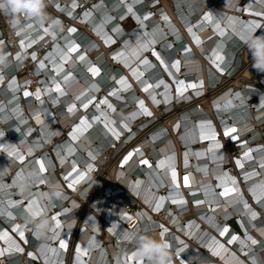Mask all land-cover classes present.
I'll return each mask as SVG.
<instances>
[{
  "label": "bare ground",
  "instance_id": "1",
  "mask_svg": "<svg viewBox=\"0 0 264 264\" xmlns=\"http://www.w3.org/2000/svg\"><path fill=\"white\" fill-rule=\"evenodd\" d=\"M238 1L36 0L27 17L1 11L0 264H144L142 237L166 242L170 264L260 261L264 230L248 231L241 203L264 190L253 113L264 92L251 98L249 64L231 99L232 88L214 99L206 90L248 58L240 45L257 3ZM176 99L187 110L166 117L180 151L154 108ZM226 134L243 157L221 150ZM236 213L234 234L223 220Z\"/></svg>",
  "mask_w": 264,
  "mask_h": 264
},
{
  "label": "built area",
  "instance_id": "2",
  "mask_svg": "<svg viewBox=\"0 0 264 264\" xmlns=\"http://www.w3.org/2000/svg\"><path fill=\"white\" fill-rule=\"evenodd\" d=\"M153 0H147L148 3H150ZM216 1V0H215ZM233 1V0H232ZM156 4H159V0H155ZM222 1L219 2V4ZM239 2H242V6L245 8H249V7H253L254 4L252 2H256L257 5L255 11L257 12L256 15H254L253 17L255 19L258 20V24L254 25V26H250L249 31H250V35L247 37V39L240 45L241 48L244 49V52L248 55V58L245 60L243 59V61H241L238 66L236 67L237 69L232 73L229 74L228 72L225 71H220L218 70V78L216 83H210V82H206L207 83V95L210 97H213L212 99H214L217 94L221 93L222 91L228 89V88H232V94L229 95L228 99H231L232 96H234L236 93H238L237 91L240 89V87L235 88L238 85H233V81L236 78H233L235 74H237L240 69L242 68V66H248L251 65V69H252V77H251V81H252V93H251V98L253 97H258V95L262 92H264V71H258L257 69H255L253 67V63H254V59H253V52L250 50L249 44V37L250 36H256V37H260V36H264V0H252V2L250 3V1H243V0H239L237 3L238 5ZM212 3V0H208V3L206 2V4H204V7L209 6ZM231 3V0H230ZM251 5V6H250ZM87 8V7H86ZM212 8V7H211ZM210 8V10L212 11V9ZM203 7L200 10L199 14H201L202 16L199 19H203L202 17L205 15V11L203 12ZM224 10V9H223ZM238 10V11H237ZM236 13L239 14V22H241L243 19V14L241 12V9H237ZM227 11V10H225ZM232 11V10H231ZM213 12V11H212ZM1 13V11H0ZM214 13V12H213ZM215 15V14H214ZM213 15V16H214ZM214 20H215V16H214ZM13 21V18L10 19V22ZM206 23H208V26L206 28H208L211 25V20L207 21ZM210 23V25H209ZM241 52L244 54V52L241 50ZM229 59L230 62H233L234 60V56H232L231 54H229ZM212 76H208L207 74V79L209 80V78H211ZM240 83L239 85H242L243 81H245L244 79H240ZM247 82V81H246ZM249 84L247 83L246 86H248ZM242 87V86H241ZM235 88V89H233ZM231 96V97H230ZM197 98V97H196ZM196 101V100H195ZM194 101V103H196ZM259 101H261L260 99L258 100V98H256L255 100H253L251 102V108H253L255 106V103H258ZM193 103V104H194ZM217 104V103H216ZM216 104H212L213 108L218 107V105ZM197 106H199L200 104H195ZM253 113H254V119H255V128L256 131L258 132L259 136L258 139H255L254 141H261L260 144H262L260 147L256 148L254 151L258 150L259 155H264V105H262L260 108H257L255 106V108H253ZM257 114H260L257 117ZM259 118H262L260 121H257ZM225 128H223L224 130ZM230 134H226L223 135L224 137V143H225V155L228 156L229 154L232 155L233 159L234 158H241L243 157V149L244 147L240 146V140H233L231 137H229ZM253 141V142H254ZM228 154V155H227ZM247 166H243V168H245ZM248 174V173H246ZM246 174H242V172L240 173V177L246 175ZM255 177H258L255 176ZM255 188H258L257 186ZM253 190V189H252ZM255 190V189H254ZM257 191V189L255 190ZM254 191V192H255ZM258 199L257 200H253L254 204H251L249 200L246 199V201H243L241 203V205L243 206L242 208H246L247 205L250 207L249 209H247V212L250 213L251 215V224L252 226L250 227V229L248 231H254L256 230L257 227H260L262 230H264V190L259 192L258 195ZM242 210V209H241ZM255 213V217L253 216V214ZM231 216V215H230ZM237 213L235 214V217H228L227 219L224 218L223 220V224H226L228 226V222L231 223V225L233 226V228L231 227L230 229L234 230V234L238 233L237 229H239V227L235 224L234 220L239 223V219L237 217ZM235 225V227H234ZM241 231V230H240ZM244 233V232H243ZM259 243V246H261V249L259 250H264V239L261 238L262 235L260 234H256ZM258 243H255L254 245H256ZM170 254V253H169ZM262 257H264V251L261 252ZM241 256H244L245 254L240 253ZM258 257L260 258V261L258 263L253 262V261H249L248 264H264V258H262L261 256L258 255ZM170 258H173V256H171ZM144 264H149L148 262H144Z\"/></svg>",
  "mask_w": 264,
  "mask_h": 264
},
{
  "label": "clouds",
  "instance_id": "3",
  "mask_svg": "<svg viewBox=\"0 0 264 264\" xmlns=\"http://www.w3.org/2000/svg\"><path fill=\"white\" fill-rule=\"evenodd\" d=\"M36 7V0H0V11L13 16L22 15L27 17ZM18 9V11H13ZM249 47L253 52V67L258 71H264V36L249 37ZM169 246L164 241H157L151 237H142L138 241L136 255L146 258L149 264H170Z\"/></svg>",
  "mask_w": 264,
  "mask_h": 264
},
{
  "label": "rangeland",
  "instance_id": "4",
  "mask_svg": "<svg viewBox=\"0 0 264 264\" xmlns=\"http://www.w3.org/2000/svg\"><path fill=\"white\" fill-rule=\"evenodd\" d=\"M0 24H1V26H4V29H5V25H4V23H3V21L0 19ZM4 34L5 35H7V32H6V30H5V32H4ZM191 40V39H190ZM101 43V42H100ZM101 45V47H105V46H103V44L101 43L100 44ZM107 48L108 47H105V48H103V53H106L107 52ZM38 49H40V47L38 46V48H37V50ZM44 54H46V53H44ZM43 54V55H44ZM175 101H177V102H175V105H174V107L172 108V109H169L168 111L165 109V107H154L155 109H156V112H158V115H159V113H160V115L158 116L159 117V119L162 117V116H165L166 117V115H167V113H170V112H172V111H177L179 114H178V117H180L181 116V114L184 112V111H186L187 110V108L186 109H184V110H181V111H179L180 109H182L181 107H183L185 104H186V102H185V100H179V99H176ZM180 101V102H179ZM207 104H209V102L207 101L204 105L206 106V107H208L209 105H207ZM176 114V113H175ZM163 118L162 120L165 122V124L168 126V127H171V129L172 128H174L173 126H174V124H170V118H168V117H166V118ZM157 122H158V119H157ZM151 132V130L150 131H145V133H143V136L144 137H147L146 135H148L149 133ZM182 132H179L178 133V129L177 130H174V129H172V135H173V141H174V143L176 142V144H177V146H178V150L180 151L181 149H183V146L180 144L181 142L179 141V136H180V134H181ZM222 137V136H221ZM219 142H220V146H221V150L222 151H224V148L226 147L225 146V143H224V139L223 138H221V139H219ZM55 169H56V167H55ZM54 169V170H55ZM58 169H60V166H57V171H58V174L60 173L61 174V172L58 170ZM27 171V170H26ZM181 171V174L183 175V174H185V171H183L182 169L180 170ZM59 176H61V175H59ZM183 184V182L181 183V185ZM88 203V202H87ZM87 203H85L86 205H85V207L87 206L88 207V205H87ZM26 204V203H25ZM89 206L91 207V208H93V204L91 203V204H89ZM138 206V203H134L131 207H137ZM86 207V208H87ZM187 216L188 215H190V214H186ZM81 217V216H80ZM36 225V224H35ZM108 243V242H107Z\"/></svg>",
  "mask_w": 264,
  "mask_h": 264
},
{
  "label": "snow or ice",
  "instance_id": "5",
  "mask_svg": "<svg viewBox=\"0 0 264 264\" xmlns=\"http://www.w3.org/2000/svg\"><path fill=\"white\" fill-rule=\"evenodd\" d=\"M253 216L255 217V213L253 214ZM252 242H253V243H256V241H255V240H253Z\"/></svg>",
  "mask_w": 264,
  "mask_h": 264
},
{
  "label": "crops",
  "instance_id": "6",
  "mask_svg": "<svg viewBox=\"0 0 264 264\" xmlns=\"http://www.w3.org/2000/svg\"><path fill=\"white\" fill-rule=\"evenodd\" d=\"M260 107H261V106H260ZM260 107H259V108H260Z\"/></svg>",
  "mask_w": 264,
  "mask_h": 264
},
{
  "label": "water",
  "instance_id": "7",
  "mask_svg": "<svg viewBox=\"0 0 264 264\" xmlns=\"http://www.w3.org/2000/svg\"><path fill=\"white\" fill-rule=\"evenodd\" d=\"M17 166V165H16Z\"/></svg>",
  "mask_w": 264,
  "mask_h": 264
}]
</instances>
